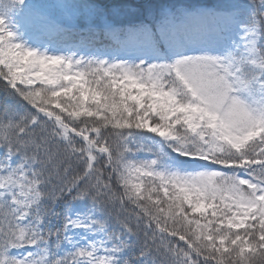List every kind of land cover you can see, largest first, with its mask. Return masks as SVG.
I'll use <instances>...</instances> for the list:
<instances>
[{
    "label": "snow or ice",
    "instance_id": "snow-or-ice-1",
    "mask_svg": "<svg viewBox=\"0 0 264 264\" xmlns=\"http://www.w3.org/2000/svg\"><path fill=\"white\" fill-rule=\"evenodd\" d=\"M0 264H264V0H0Z\"/></svg>",
    "mask_w": 264,
    "mask_h": 264
},
{
    "label": "trees",
    "instance_id": "trees-1",
    "mask_svg": "<svg viewBox=\"0 0 264 264\" xmlns=\"http://www.w3.org/2000/svg\"><path fill=\"white\" fill-rule=\"evenodd\" d=\"M99 2H107V0H99ZM112 2L115 3H125V2H136V0H112ZM140 2H143V0H140ZM156 2V0H154ZM161 2H164V0H161ZM192 2H201V3H207V4H214L220 2V0H192Z\"/></svg>",
    "mask_w": 264,
    "mask_h": 264
}]
</instances>
